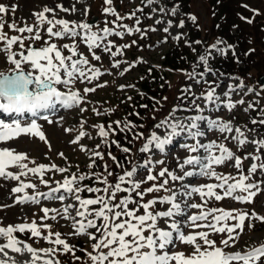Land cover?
Masks as SVG:
<instances>
[{
	"label": "snow or ice",
	"instance_id": "6c2138e0",
	"mask_svg": "<svg viewBox=\"0 0 264 264\" xmlns=\"http://www.w3.org/2000/svg\"><path fill=\"white\" fill-rule=\"evenodd\" d=\"M155 0H147L148 5H151ZM106 5L103 11L107 14L116 16L117 20H123L125 17H121L114 7H111L112 0H104ZM57 8L61 11L68 12L69 9L65 8L62 4H57ZM247 7V5H244ZM179 5H174L171 8V15L175 16ZM15 7L11 8L12 12H15ZM75 7L71 11H75ZM161 13L166 10L164 8L159 9ZM9 9L2 3H0V13H7ZM87 9L85 10V12ZM136 11H143V9H137ZM156 11V9H153ZM53 12L54 9L50 7H44L41 12L33 13L37 19V25L30 26L25 23L24 27H17L15 22L9 24V28L17 31L21 34L27 32L28 36H12L9 38L6 33L3 32L4 22L0 18V42H3V51L5 53V59L8 63L14 65L9 70V73L0 72V111L7 113L12 118L8 121L0 119V143H6L10 140L19 138L21 135L37 136L41 141L48 143L47 138L43 131H41V125L37 123V117H40L47 121L49 124L53 123L49 115L40 116L42 112H54L57 105L62 106L65 109L73 107H79L81 112L87 109L81 107L86 103L85 95L87 93L95 92L97 88L104 87V84H96L95 87H85L82 95L79 91L73 90L70 85H74L77 81L83 83L87 80L91 83L93 80H97L103 73L100 68L91 65L87 57L78 52L76 47L75 38L79 37L80 40L88 47L92 58L96 61L101 60V56L97 55L95 49H101L103 52L109 53L111 58L124 55L123 49H127L136 45L137 42L133 40L130 44L115 45L112 41L103 43L109 35H116L121 38L125 34L132 35L134 33H140L141 39L147 36L149 31L155 32V27L148 29H141L139 27L141 21L136 19L135 27H129L128 25H118L125 31H115V29L105 27L102 29L103 36L97 32L92 31V26L87 23H77L75 21H68L65 19H49L45 16V13ZM254 15H258V10H253ZM136 12L133 11L127 16L128 19L133 18ZM215 15V13H213ZM186 19H180L175 26L183 29L186 24V20L190 21L192 25L196 26L199 30L198 17L194 13H186ZM151 18V16H149ZM248 24L253 23L252 19L247 17H240ZM161 19H157L155 23L157 25L163 23ZM115 23V21H113ZM45 25L48 37L55 39L70 38L73 40L72 44H63L58 46L56 43L44 40L43 47H33L29 44L25 47V40L40 41L42 39L40 29ZM174 26L173 20L169 19L166 22V26L162 29L164 33H170V29ZM217 28L220 25H216ZM237 25H233V28ZM55 29V30H54ZM83 30V34L81 31ZM185 34L178 32L172 36V39L177 43L184 39ZM168 36H165L162 41L158 43H166ZM204 43L201 40L189 41L185 39V45L195 53L197 50L193 47V44L200 45ZM14 44H19L21 51L19 53L14 52L12 47ZM147 47L151 48L152 45ZM116 48V51L112 49ZM68 49L71 55L65 56L63 50ZM236 45L228 44L226 41L217 38L215 43L207 45L205 50L197 56V63L193 65V71L188 72L180 69L179 71L189 79H194L197 84L207 85L206 92H202L199 97H195L192 103L197 112H203L204 109L200 104L196 103V100L203 98L207 103H211L219 106L217 102L224 103L220 100V96L217 94V87L219 84L214 82L203 80L204 72L199 73L201 79H196V68L203 66L207 72H213L214 69L210 66V61L219 55L221 57H227L229 51L232 53L236 63H240L239 57L236 53ZM255 49H248L244 55H250ZM25 52L27 54H25ZM19 55V59H17ZM74 57H78L74 59ZM122 63L127 64V67L120 71V75L123 76L132 68L136 67L140 63H146L142 57H138L131 63L127 61H121L119 59H113L111 67L120 68ZM152 69L149 68V74ZM221 76L224 73H220ZM140 79H144L141 77ZM233 79L239 80L238 84H229L228 91L224 92L225 97H230L232 93L237 89H243V80L239 77H233ZM58 86L68 88L67 92L61 91ZM127 87L135 88V85H120V89L123 90ZM163 87V85H161ZM182 92L191 93V87L181 90ZM252 91V89H249ZM139 95L143 97L145 94L139 92ZM187 97H179L178 99H186ZM129 101L132 97H127ZM155 104H159L160 101L155 97H151ZM163 100H167V97H163ZM237 103L243 104V100H239ZM141 108L147 109L148 104H141ZM224 107L228 111H232L236 107V103L231 102L229 99L227 103H224ZM252 105L249 104L248 108L244 111L247 112ZM179 110L178 106L173 107L165 119L160 120L154 125V129L165 128V133L158 134L153 130L150 135L147 136V142L139 149L141 153H148L154 147L160 152H164L165 146L172 143L173 138L180 136L185 131L188 137L193 140H197V137L205 135L200 131L199 121L207 120L209 130H217L220 133L233 132V125L231 121H224L221 119H209L203 115H196L188 117V124L183 123L178 119H173L176 111ZM186 110V109H185ZM112 111V110H106ZM93 112L100 115L99 111L93 108ZM25 114H30L32 117L30 120L25 121L23 118ZM130 115L139 116L140 113L134 111ZM62 119V118H61ZM152 119H155L153 116ZM115 125L120 132H131L133 139L145 138L144 132L134 131L137 127L143 128L144 125L133 124L130 120L121 122L119 120L114 121ZM253 124L257 121L253 120ZM260 124H264V119L259 121ZM123 125V126H122ZM100 129L99 134L101 136H107L108 133L104 130L103 125H97ZM109 129H112V125H108ZM195 130V131H193ZM66 132L71 129H65ZM115 132V129H112ZM235 132L238 134L233 136L232 139L237 141L238 146H244L248 143L257 144L258 149L264 148V140L249 141L239 127L235 128ZM87 135L81 131L79 135L71 141V143H77L81 137ZM163 137V138H162ZM227 139V137H225ZM116 147L124 153H130L129 147H124L119 141H112ZM182 148L187 149L191 153H199L201 149L204 150L206 155H192L179 164L182 175L169 171L167 168H162L158 175L152 174L151 170L145 178L141 180L135 179L137 175V166H133L131 170H125L123 174L115 176L114 182H109L108 177L114 175L113 172L108 171V166L105 165V171L107 176L101 178L100 173L81 174L78 177L73 175L71 179H66L60 186L62 187L77 204H68L59 210L56 208L42 207L41 211L44 215L40 218L42 221L49 219V213H56L61 216L62 219H71L73 221L72 227L75 229L70 235L86 236L91 243L93 252H87V249L81 248L80 251H84L87 254L88 260L91 264H264V242L259 246L251 247L244 251H226L228 248L235 246V243L239 241L241 234L244 232L245 221H249V228L254 227L251 223L252 220L264 222V216L258 215L255 211L249 214L245 210L240 209H218L208 208L207 211H200L195 214H186L185 210L181 208V204L176 202L178 199V193L172 191V189L166 187L169 184L170 178L172 181H184L186 177H193L194 175L214 177L218 183L204 184L198 187H192L190 191H185L184 196H191L192 193H197L204 200L205 196L209 199L214 198L216 201H220L224 198H232L235 201L241 203H252L253 198L257 196L260 191L259 184L246 183L249 181L252 174L257 171V168L264 169V162L257 165L253 163L248 169V175L243 174L242 159L236 155L232 150L226 147L224 144H217L215 141L208 144H204L197 140L195 144H182ZM50 147V145H49ZM99 147V145H97ZM213 149L219 151V155L214 154ZM81 150H84V146L81 145ZM63 157V153H59ZM111 156V153H108ZM251 155V154H250ZM93 156L99 157L103 160V154L100 152H93ZM248 157L245 156L244 159ZM29 159L26 153L17 152L13 148L3 147L0 148V177L19 180L20 175H27V172H32L40 175L41 182L47 184L48 181L43 180V173L45 170L55 169L59 172H66V168H59L57 165L52 164L44 165L40 164L34 168H28V165L23 161ZM117 167L123 165L116 161V158L112 156ZM253 160H260L258 155L252 156ZM229 161H234V167L240 172L239 179L229 175H223L215 171L213 165H226ZM35 163V161H32ZM155 163L163 164V160H157ZM153 164V160L148 158L144 162V166L147 168ZM184 165H191L193 171H185ZM96 166V161L93 160L88 167L92 168ZM199 166V171H196ZM10 167H18L21 169L19 175L7 171ZM27 169V172L24 171ZM95 177L96 180L105 185V187H92L88 185L81 186L79 182ZM159 177H165L162 183H153L147 188H141V185L149 182L156 181ZM234 181V182H230ZM36 186L31 183H23L17 187L11 189L13 193H21L25 188H35ZM187 188V186H185ZM161 189L170 192L169 196L163 198L154 197L145 201V196L150 193L159 192ZM207 189V191H205ZM220 189L221 191H216ZM255 189V191L253 190ZM59 188L52 189L49 193H37L35 196L25 194L22 198H17V203L32 202L39 204L40 201L37 196H43L45 199H59L63 201L65 196L54 197L53 193L58 192ZM82 192L97 194L92 197L84 198L80 195ZM120 193L125 195L120 196ZM222 193V194H221ZM239 193V194H237ZM170 205L166 210L157 211L155 205L157 204ZM208 201L204 200L203 204L191 203L186 205L192 209H203L207 205ZM78 205V206H77ZM131 205V207H130ZM94 206V207H93ZM9 207V205H5ZM70 209L73 211L70 212ZM141 209L143 212L141 213ZM216 213H219L218 215ZM77 217L83 219L77 220ZM180 219H177V218ZM209 217L212 219L209 220ZM51 219L55 220L56 215H52ZM181 219L184 220L186 226L191 229H208V231H191L187 234L181 229ZM169 220L171 221L169 223ZM229 221H235V223H229ZM161 222L167 227H162ZM79 227H76V225ZM42 227L51 229V225L44 224ZM239 229V231H237ZM94 230V231H92ZM31 233V237L43 238L49 243L54 245H60L62 248H47L36 249L31 245L21 240L15 233ZM174 233L176 235L174 236ZM225 234L224 238L220 240V244L217 245L216 241L210 239V235ZM60 232L52 233L49 231L47 236H44L36 222L31 224H8L3 226L0 222V264H37V261L43 262V264H60V261L53 259L42 258L38 253L43 252L46 257L54 256L57 252L62 254L71 253L74 260H80L81 257L75 255L76 246L70 245L65 239L61 238ZM55 236V239L51 237ZM176 241L191 247L192 251L188 254L185 252H169L170 246H173ZM147 249V251H145ZM106 250V251H105ZM9 252L23 255L28 253L31 255L30 260H17L15 257L10 256Z\"/></svg>",
	"mask_w": 264,
	"mask_h": 264
},
{
	"label": "rangeland",
	"instance_id": "374dc122",
	"mask_svg": "<svg viewBox=\"0 0 264 264\" xmlns=\"http://www.w3.org/2000/svg\"><path fill=\"white\" fill-rule=\"evenodd\" d=\"M138 1V0H137ZM187 4L188 10L196 11V8L202 10V5L201 3L203 2L202 0H199V3L195 2L193 0H184ZM231 3H245L251 7H256L259 10V21L261 22L262 26L264 27V4L261 0H229ZM117 3V4H122L123 10H127L132 7L134 3H136V0H112V3ZM0 3L4 4L9 11L7 13H0V18H2V22H4V27L3 30H6L7 36L12 37V36H28L30 35L29 33L25 32L23 34L14 31L9 28V24L15 22L17 27H24L25 23H27L30 26H35L37 25V19L33 15V13H38L41 12L44 7H50L54 9L53 12H48L45 13V16H47L49 19L53 18L55 16V19H65L68 21H75L77 23H83V22H88L90 21L91 16L95 17L93 20V23L90 24L91 26L93 24H97L95 29L96 32L103 36L104 33L102 32V29L105 27L107 28H112L115 29V31H125L123 28H120L118 26H114L115 24H109L111 22L112 17L110 16L111 14H107L103 11L105 7H109V5H106L104 3V0H0ZM57 4H62L65 8H68V12L61 11L60 8H57ZM144 6L150 11L151 13V26L155 27L157 31L153 33V36H158V34L162 31V29L166 26L167 20L171 19L173 20L174 26L170 29V33H165L166 36H168L171 41H174L172 39V36L176 35L178 32H181V29L176 27L175 25L178 24L175 19L178 16L176 14L175 16L171 15V12H167V10L164 13L160 12V8H163V4L161 0H155V2L151 5H148L147 0H143ZM15 7V12L11 11V8ZM75 7V11H71V9ZM87 11L85 12V10ZM153 9H156V11H153ZM204 9V8H203ZM230 10L242 14L243 11L238 10L236 6L230 7ZM204 11H208V8L205 7ZM125 17V16H124ZM126 18V17H125ZM157 19H161L164 21L163 23L157 25L155 21ZM128 20V18H127ZM126 23V22H125ZM125 23H122V20H118L117 24L120 25H125ZM132 24H136L135 21H131ZM206 25L210 27V22L207 21ZM46 27L45 25L43 28L40 29L41 31V36L42 39L40 41H35L34 43L29 40H25V47H27L29 44H31L33 47H43L44 46V40H49L50 38L45 34L46 32ZM55 30V29H54ZM78 31H83L79 30ZM164 33V32H163ZM136 36L139 33H134ZM132 34V36H135ZM245 34H247L245 32ZM252 34H255L252 29L251 33L249 34L250 37L247 38L248 43L250 42L251 45L250 47L255 49L253 53L248 55V59L251 60L249 64V71L245 72L246 75L252 76L255 80L258 79L259 77L264 75V32L260 31L258 34L259 39H254L256 35H254V38L252 37ZM125 34L123 36V39H126ZM129 37V35L127 36ZM115 38V39H114ZM120 37L116 35H109L107 39L103 42L106 44V41L108 42L109 40L112 41L115 45H121L122 43H119L117 39ZM250 40V41H249ZM50 42L56 43L58 46H62L63 44H72L73 40L70 38H64V39H55L51 38ZM75 43L76 47L78 49L79 53H82L91 65H94L95 67L98 68V65H106L107 69H110L112 72V77L115 80L114 84V89L115 87L122 83L124 80L126 82H132V78L137 77L139 74L138 70L132 69L131 71L127 72L125 75L121 76L119 73L120 71L127 66V64L122 63L120 65V68H113L111 67L110 63L107 62V57H106V52H103L101 49H95L97 55L101 56L100 61H96L92 58V55L86 46L85 43H83L79 37L75 38ZM152 45L151 48H147L144 51L138 52V54L142 55L143 58L147 61H158L159 55L166 50V46L164 43H155V44H150ZM249 46V45H248ZM3 42H0V72L4 73H9V70L14 67V65L10 64L7 62L5 59V53L2 50L3 48ZM12 50L14 52L19 53V51H22L24 49H21L19 47V44H14L12 47ZM116 50V48H115ZM25 54H27L25 52ZM63 54L65 56L71 55V52L68 49L63 50ZM19 59V55L16 57ZM103 78V77H102ZM174 80V78H173ZM250 81V80H249ZM237 79L229 78L226 77L222 80V83L220 84L221 90H227L229 84H237ZM89 83L87 80H85L83 83L77 81L74 85L77 86L80 90H84L85 87H89ZM92 84L94 83V80L91 82ZM126 84V83H125ZM72 85H70L71 87ZM61 91L67 92L68 88H64L63 86H58ZM111 90L110 88L106 87V92H103L99 94V92H91L87 93L86 95H92V97L96 99H101L102 97L104 98H110L111 96ZM243 90H245L243 88ZM102 92V91H101ZM94 93V95H93ZM84 94V92H83ZM220 94V91L217 93ZM243 94L241 93L240 96ZM234 100H238V94H232ZM91 97V96H88ZM264 100V89L262 90H253L249 96L246 97V100H244L243 104H236L235 109L236 110L232 113V111H228L224 106L221 108L220 112V117L222 119L226 118V121H231L233 125V132H231L228 136L225 135H210V138L213 137L214 140L220 139V143L224 144L226 147H228L230 150H232L236 155L241 156L238 152L241 150L242 153H244L242 157V163L245 166H251L255 160L252 159V156L258 155V145L257 144H252L248 143L244 146H238L237 141L232 139L233 136L238 135L235 132V128L239 127L241 131L244 133V135L247 137L249 141L256 140L260 141L256 135V133L252 132L249 130L244 124L239 122L240 120H243L246 114H249L252 109H256L257 111H260V105L263 104ZM99 101V100H97ZM105 103V102H104ZM249 104L252 105L251 108L248 109L247 112L244 111L245 108H248ZM83 107V105H81ZM204 111L206 110V107L204 106ZM232 113V115H231ZM82 114L80 111L79 107H73L70 109H63L61 112H59L53 120V123L49 124L47 121L38 123L41 125V131L45 134L48 143H45L44 141H41L39 137L37 136H32V135H21L19 138L10 140L6 143H0V148L3 147H9L15 149L17 152L20 153H26L29 159L23 161V163H28V168H34L31 167L35 164H44V165H49L51 166L54 163H59L61 160H59L62 156L59 155V153H63V156L65 157H70L74 162H79L84 160L83 156L81 153H79V146H76V144L71 143V141L74 140V137L76 138L79 134V132H73L69 131L66 132L65 129H70L73 128V125H75L78 121L77 118ZM201 114V113H200ZM234 114H237L239 119L234 120ZM62 118V119H61ZM188 117H179L176 116V119L182 121L185 124L189 123V120L187 119ZM239 120V121H238ZM234 121V122H233ZM83 121L81 120L80 123ZM84 123V122H83ZM200 124V122H199ZM201 125V124H200ZM201 127V126H200ZM158 134L165 133L166 129L161 128V129H156ZM227 137V139H225ZM163 138V137H162ZM202 138V137H200ZM176 140H181L182 138L180 136L174 137ZM183 139H187L186 135L184 136ZM82 140V139H81ZM197 141L194 140V144ZM193 144V143H192ZM50 145V147H49ZM241 148V149H240ZM191 155V152L182 151L180 152L179 156L183 155ZM251 154V155H250ZM247 156V159H244V157ZM32 160L35 161V163H32ZM234 161H229L226 165H222L221 170L229 173H233L234 171ZM37 165V166H38ZM7 171H11L12 173L19 175L21 172V169L18 167H10L7 169ZM24 171L27 172V169ZM53 172L52 170H45L43 173V180H48L50 178L49 173ZM261 174L263 175L261 179L262 185H259L260 191L256 196V200L252 202V208L264 216V169L260 170ZM182 175V172H180ZM41 180L40 175L32 173V172H27V175H20L19 180H14L10 178H5V177H0V222H2L3 226H7L8 224H31L33 221L36 222L37 226L39 227V230L44 236H47L45 234L46 231L49 229L42 227L44 224L51 225V230H57L61 232V237L66 240L69 244L73 241V236L77 235H70V233H73L72 229V223L73 221L71 219H62L61 216L57 215L56 213H49V219L47 220H41L40 218L44 215V213L41 211L42 207H47V208H56L59 210H63L65 206L68 204H77V202L72 198L71 195H69L65 190L62 191L60 196H65V199L63 201H60L57 199V203H51L50 201L44 200L43 203H40L39 205H27V204H20L14 202V196H12L10 189L14 186H19L21 182L23 183H31L34 184L35 186L40 184L38 181ZM49 181V180H48ZM196 181V180H195ZM199 183H202L203 180L197 179ZM174 183V182H173ZM177 185L176 181L174 183V187ZM50 186H54L57 188V185L54 183L50 184ZM35 188H25L24 193L30 194L31 191H33ZM176 190V189H175ZM255 190V189H253ZM35 193H38L37 190L34 191ZM21 197V196H19ZM195 198V197H194ZM193 198V199H194ZM201 198L195 201H190L191 203L194 202L200 203ZM222 202V203H220ZM220 202H217L215 204H212L213 206H224L225 208H236L238 205H235L231 202V200H221ZM201 204V203H200ZM5 205H9V207H5ZM78 206V205H77ZM204 210H206L204 208ZM73 211L70 209V212ZM52 215H56V219L53 220L50 217ZM77 220H81L83 218L77 217ZM162 223V222H161ZM79 225L77 224L76 227ZM94 231V230H92ZM29 236L31 237V233H28ZM257 237H264V227H262L260 233L256 234ZM85 238L86 236H79ZM255 238L254 236H252ZM32 238V246L37 248V249H47L49 247V243L44 240L43 238H36V237H31ZM87 238V237H86ZM76 240V239H75ZM3 242V241H0ZM182 243H179L174 250L177 251L179 247H183ZM42 258L46 259H52L51 256L46 257L43 252L38 253ZM10 256L15 257L17 260L23 261V260H30L31 255L28 253H24L23 255L17 254V253H11L9 252ZM37 264H43L42 260L37 261ZM85 264V263H84Z\"/></svg>",
	"mask_w": 264,
	"mask_h": 264
},
{
	"label": "trees",
	"instance_id": "16d2710c",
	"mask_svg": "<svg viewBox=\"0 0 264 264\" xmlns=\"http://www.w3.org/2000/svg\"><path fill=\"white\" fill-rule=\"evenodd\" d=\"M174 1H176L179 5L182 13L186 14V12L189 11L187 7L188 3L184 0ZM193 1L199 3V0ZM202 4L212 10V12L208 11V14L212 16L210 18V30L213 32V35L220 36V39L226 41L228 44L236 43L240 47L242 55H244V49L248 44L247 38L250 37L249 34L251 33V29L255 33L252 34V37L254 38V35H256L254 39H259L258 34L263 30V26L260 24L261 22L259 19H257L259 18V14L254 15L253 10L241 6L239 3H231L229 0H203ZM232 6H236L240 11L243 9L245 12L238 15L237 12L230 10V7ZM254 9L258 10L256 7ZM190 13H194L199 18L201 17V14H203L200 13V9L198 11L197 8L196 11L191 10ZM213 13H215V15H213ZM241 16L252 19L253 23L248 24L245 20L240 18ZM218 24L220 27H216L215 30L214 27ZM185 25L188 27L189 38L197 40L202 38L200 30H198L196 26L192 25L190 21L186 20ZM233 25H237V27L234 28L236 39H234L235 37H232L229 33V30L233 27ZM245 32L247 34H245ZM160 57L159 64H156L157 66L146 65L143 66V68H139L138 76L131 79L135 88H131L130 90L122 93L115 92L113 89L111 90L112 100L108 99L106 104L111 106L110 110L112 111L103 117L102 123L107 128L108 125L111 124L112 129H115V132L112 131L110 137L96 136V139H98L97 144H99V148L103 154V160L99 157H95L94 160L96 161V166L92 168H89L88 165H80L83 172L79 174L100 173L101 178H103L104 176H107V172L105 171V165H107L108 171L114 173L113 176L108 177V180L110 183L113 182L117 173H120L125 168L124 163L128 162V159L130 160L133 159L134 156H137L136 149L144 139H133L131 132H120L113 122L117 120L121 122L130 120L136 125L143 124V128L137 127L134 131L144 132L146 138L152 131L155 122L159 118H165L169 115L171 105L176 102L177 86L182 83L183 74L179 70H184L193 58L191 52L184 48L181 44L170 45L169 49L165 53L161 54ZM241 62L244 69L249 70L248 65L251 60L248 59V56H246ZM233 66L234 64L230 60L224 64V68L227 72H232L234 69ZM149 68L152 69L151 74H149ZM141 77H144V79H140ZM161 85H163V87H161ZM139 92H143L145 95L141 97ZM117 96H119L120 100L114 101ZM129 96L132 97L131 101L127 99ZM151 97H155L156 100L160 101V103L155 104ZM163 97H167L168 99L165 101L162 99ZM103 100L105 101L107 99L104 98L101 101ZM141 104H148L149 107L147 109L141 108ZM134 111L139 112L140 115H130ZM153 116L155 119H152ZM114 140L119 141L124 147H129L131 152L127 154L122 152L120 148L116 147V145L112 143ZM108 153H111V156H109ZM112 156H114L116 161L121 163L123 166H113ZM68 167L72 175L75 174L73 173L74 170L70 164H68ZM96 181V178L93 176L91 179L83 181L82 184L94 187Z\"/></svg>",
	"mask_w": 264,
	"mask_h": 264
},
{
	"label": "water",
	"instance_id": "95a60500",
	"mask_svg": "<svg viewBox=\"0 0 264 264\" xmlns=\"http://www.w3.org/2000/svg\"><path fill=\"white\" fill-rule=\"evenodd\" d=\"M260 81L262 82V79H260Z\"/></svg>",
	"mask_w": 264,
	"mask_h": 264
},
{
	"label": "bare ground",
	"instance_id": "6f19581e",
	"mask_svg": "<svg viewBox=\"0 0 264 264\" xmlns=\"http://www.w3.org/2000/svg\"><path fill=\"white\" fill-rule=\"evenodd\" d=\"M21 204V203H20Z\"/></svg>",
	"mask_w": 264,
	"mask_h": 264
}]
</instances>
